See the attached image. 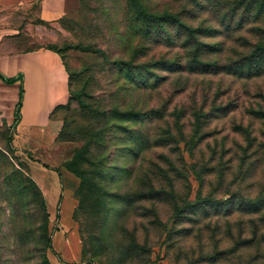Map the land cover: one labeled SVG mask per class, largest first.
Segmentation results:
<instances>
[{"label": "rangeland", "instance_id": "1", "mask_svg": "<svg viewBox=\"0 0 264 264\" xmlns=\"http://www.w3.org/2000/svg\"><path fill=\"white\" fill-rule=\"evenodd\" d=\"M39 3L2 12L22 38L0 49H54L70 84L36 127L0 96V264H264V73L225 68L264 42V0H141L191 29L171 42L128 0Z\"/></svg>", "mask_w": 264, "mask_h": 264}, {"label": "crops", "instance_id": "2", "mask_svg": "<svg viewBox=\"0 0 264 264\" xmlns=\"http://www.w3.org/2000/svg\"><path fill=\"white\" fill-rule=\"evenodd\" d=\"M34 1L0 0V15L3 11L12 8L22 9L26 5H32ZM66 2L67 0H40L38 17L45 22L60 19L66 13ZM19 33L17 28L3 26L0 28V41L20 39L22 37ZM8 36L12 37L6 38ZM1 45L6 46L4 42ZM0 74L6 77L20 75V80L10 86L0 78V96H6L8 89L13 86L22 87L21 116L18 127L46 125L53 107L67 100L68 74L60 56L53 50L40 48L6 52L0 49ZM14 101L15 99L12 98V105ZM7 121L12 123L13 117H7Z\"/></svg>", "mask_w": 264, "mask_h": 264}, {"label": "trees", "instance_id": "3", "mask_svg": "<svg viewBox=\"0 0 264 264\" xmlns=\"http://www.w3.org/2000/svg\"><path fill=\"white\" fill-rule=\"evenodd\" d=\"M128 1L132 9L135 11L136 16L139 19H142L143 21L146 22L147 25L145 29V34L148 37L163 38L166 41L171 42L172 38H171V33L168 30V27H172L176 29V31L180 34L182 32V28H185V30L188 33L191 32V29L187 27L175 14H170L167 12H163L159 14L150 12L147 8H145L142 5L141 0H128ZM262 33L264 34V32ZM50 50H53L56 53H58L54 49L50 48ZM162 61H163L162 69L165 68L167 70H172L173 66L176 64V62L174 61H169V60H162ZM208 65L210 64L203 63L200 60H196V63L192 66L194 69L196 68L202 69L203 67L208 66ZM220 68L221 67L212 65V72H216L217 70H220ZM225 68L228 73L239 74V75H242L244 71H246L247 74H250L251 70H253L254 73L257 75L264 73V42H262L261 44H258L255 47L254 51L248 57L242 59L241 61L237 63L226 65ZM66 71H67V68H66ZM0 78L2 79L3 82L7 84H11V83L13 84L16 81L20 80V75L6 77L0 74ZM69 84H70V77L68 76V85ZM19 87H20L19 100L15 106L13 123H18V121L20 120V116H21L22 87L21 86ZM59 106L60 105H58L56 108H58ZM78 161H79V157H76V159L66 164V168L72 173H74L77 177L82 178V174L79 170ZM251 203L253 204L254 207H256L258 204V203L256 204V202L254 201ZM41 262L43 264H49L46 259H43Z\"/></svg>", "mask_w": 264, "mask_h": 264}]
</instances>
